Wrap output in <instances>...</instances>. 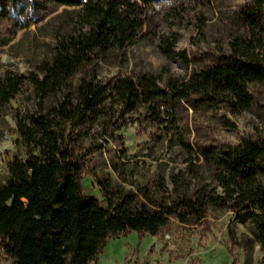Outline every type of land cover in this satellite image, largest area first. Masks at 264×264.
<instances>
[{"label": "trees", "instance_id": "obj_1", "mask_svg": "<svg viewBox=\"0 0 264 264\" xmlns=\"http://www.w3.org/2000/svg\"><path fill=\"white\" fill-rule=\"evenodd\" d=\"M50 1L80 8L81 18L93 25L62 36L35 72L0 77V109L25 82L37 100L34 110L13 115L21 154L0 181V253L14 264H89L112 237H153L174 221L197 225L210 207L231 209L234 222L250 230L264 253V143L201 151L215 186L203 180L192 185L184 171L170 173L171 189L160 182L133 192L101 180L100 200L82 193L84 162L71 144L76 130L102 126L113 108L123 118L141 109L156 121L164 115L175 131L181 103L249 109L250 86L264 83V0L238 14L241 34L228 42L226 53L185 80L141 75L99 83L80 76L74 85L97 58L134 43L158 0ZM174 138L181 140V133ZM252 241L245 245L249 257Z\"/></svg>", "mask_w": 264, "mask_h": 264}, {"label": "rangeland", "instance_id": "obj_2", "mask_svg": "<svg viewBox=\"0 0 264 264\" xmlns=\"http://www.w3.org/2000/svg\"><path fill=\"white\" fill-rule=\"evenodd\" d=\"M253 5L254 0H158L146 11V25L132 45L97 58L71 84L80 76L99 83L141 75L185 80L226 53L228 42L241 34L238 14ZM80 11L50 0H0V77L35 72L62 36L91 27L93 21L83 20ZM249 91L253 103L243 112L226 105L206 109L181 103L176 131L164 115L156 121L141 109L123 118L118 108L102 126L76 130L71 144L84 162L82 193L100 200L101 180L133 192L160 182L171 189L169 175L179 171L188 172L192 185L203 180L215 186L201 151L264 143V83L251 85ZM36 104L25 82L0 109V181L21 154L13 115L32 111ZM175 132L181 140L174 138ZM193 168L201 170L196 174ZM250 239L251 257L245 248ZM0 264L14 263L0 253ZM89 264H264V253L250 230L234 222L231 209L210 207L197 225L174 221L153 237L141 239L135 232L112 237Z\"/></svg>", "mask_w": 264, "mask_h": 264}]
</instances>
